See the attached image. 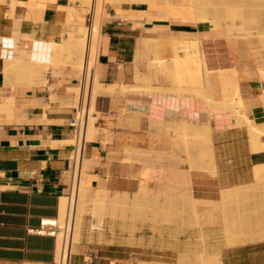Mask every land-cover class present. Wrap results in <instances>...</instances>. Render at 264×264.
<instances>
[{
	"label": "crops",
	"instance_id": "obj_1",
	"mask_svg": "<svg viewBox=\"0 0 264 264\" xmlns=\"http://www.w3.org/2000/svg\"><path fill=\"white\" fill-rule=\"evenodd\" d=\"M179 3H105L100 30L98 24L100 81L165 91L97 95L101 115L95 137L85 141L82 166L88 189L106 196L108 215L99 227L94 216H83L69 264L172 263L201 250L219 253L223 264H264V239L229 246L223 217L210 216L223 209L221 190L254 184L255 168L264 164V148L252 144L253 123L264 125V35L230 37L197 22ZM87 20L86 9L70 0H0V264L59 262V238L32 230L44 217L63 222L71 192L70 118L80 84L79 70L65 58L34 77L20 70L6 76L5 58L27 56L37 40L77 45ZM68 58L77 64L75 54ZM198 90L204 94H192ZM206 95L214 101L240 95L253 122L241 125L220 108L211 116ZM150 119L207 122L211 143L200 146L193 134L183 137ZM154 198L164 205L192 198L195 214L185 215V223L156 224L116 213L118 205ZM198 215L205 217L201 226Z\"/></svg>",
	"mask_w": 264,
	"mask_h": 264
},
{
	"label": "bare ground",
	"instance_id": "obj_2",
	"mask_svg": "<svg viewBox=\"0 0 264 264\" xmlns=\"http://www.w3.org/2000/svg\"><path fill=\"white\" fill-rule=\"evenodd\" d=\"M73 1L77 2V0H73ZM89 1H92V0H89ZM93 1H94L95 6H97V7L98 6L103 7V6L108 5V4H105V0H93ZM150 1H152V0H150ZM206 2H207L206 0H186L185 2L179 3V4H180L181 8H184V9L188 8V10H190L191 13L194 15V17L196 18L197 22L207 23V22H209V11H208V9L203 7V5ZM208 2H209V0H208ZM166 3H168V2L166 1ZM167 6H168V4H167ZM212 11L216 15H219V18H217L215 20V23L213 25L214 27L219 28L221 26V20H225L228 22V31H229L228 35L230 34V36H231L232 34L236 33V31H238L237 36H239V35L244 36L245 26L240 24V23H237L238 20L241 18V13L239 12V9L235 5H232V6L229 5L228 7L223 8V9H221L220 7L215 8ZM97 18H98V16H96V14H94V15L90 14L87 22L80 27L83 30V38L80 40V42L77 45H71L67 40H63L61 42H44V41H38L37 40L35 42L34 48H32V50L27 53V56L17 55V54L12 55L11 57L7 56L5 58L6 59L5 60L6 61V66H5L6 76H7V73H9L10 71H13V70H20V71L25 72V73L27 72V73L31 74V76H33L36 74V72L39 71L41 61H45L46 64L48 65L51 61H55V60L56 61H58V60L62 61L63 58H65V60H66L72 54L77 55V57L79 58V60H81L82 63H84V61L86 62V60H84L85 59L84 52L86 53L88 37H89V35L91 37L92 36L95 37V34L99 32L98 31V24H99V30L101 28V24L99 23V18L98 19ZM242 22L244 23V21H242ZM225 31H226V29H225ZM25 36H26V34H25ZM54 54L59 55L60 58L59 57H58L59 59L56 58L54 56ZM98 55H99V53L97 52V54L95 56V50L93 48L90 50V57L91 58H89V62H90V60L92 61V59L95 58L94 59L95 60V66L92 67L91 72L88 69L87 78H86L87 83H89V81H90V85H89L90 88L88 87L89 90H87L88 106H89V119H88L87 127L85 130L86 131L85 132V141H90L95 137L96 124L100 119V115L98 112L93 110V104H94V100H95V95L99 94V92L101 91L100 89H102V88H106V89H110V90L119 89L122 92H127L130 89L131 90L135 89V90H140V91H145V92L146 91L147 92H157V91L162 92L163 91L159 87L158 88L152 87L150 85L131 86L128 84L127 85H123V84L119 85V84H106V83L101 82L100 81V73L98 72V66H97V64L100 65L99 60H98ZM83 56H84V59H83ZM158 62H159V60H158ZM164 62H166V61L162 60L161 63H164ZM90 63L88 65H86L87 68L90 67ZM207 73H208V71H207ZM137 76H139V75H137ZM139 80H141V79H139ZM136 81H137V79H136ZM31 82H32V80H31ZM80 89H81L80 86L75 89L76 97H77L78 92H80ZM177 89H178V87H177ZM171 90L173 91V89H168V91H171ZM180 90H178V91H180ZM164 91H165V89H164ZM164 91H163V93H164ZM194 91H195V89H194ZM184 92H186V91H184ZM166 93H167V90H166ZM173 93H174V91H173ZM199 93L204 94V90L203 91L200 90V92L198 90V93L194 92L192 94H196L198 96V95H200ZM208 95H209V93H208ZM202 97H204V95H202ZM206 97H207V95L205 96V100H206V103L208 104L209 109L208 108L207 109H208V112L210 115L214 116L213 114L215 112V109L220 108V109L225 110V112L227 113V116L228 115L229 116H236L239 118L247 117V118H249L248 121H250V119H251L252 120L251 122H253V119L250 118L247 114L243 98L240 95L233 96L231 98H226L222 101H214L212 99V97H207V99H206ZM235 100L238 101L239 105H236ZM239 106H240V108L237 109V107H239ZM125 108H126V106H125ZM151 121H154V125L156 123L157 126H162L163 129L164 128L167 130L173 129L174 131L183 134L182 135L183 137L188 135V134H193V136L196 138H199V140H201V141L205 140V144L211 143L210 124L207 122L206 123H204V122H193V121H189V120H182V121L179 120L180 122H178V121L171 122L170 120H169L170 122H166L164 120L165 122H163L161 120H154V119H152ZM252 131H253L252 132L253 136L255 138L254 150L264 148V140L262 139L264 137V125H259V124L253 123ZM199 143L201 146L202 142H199ZM197 145H198V141H197ZM210 148H212V147H210ZM212 150H213V148L211 149V151ZM198 156H199V154H198ZM208 164L209 163H207V165ZM210 165H213V164H210ZM210 167H212V166H210ZM258 167L263 169L264 164L259 165ZM88 176L90 177V175L86 172L85 167L82 166L81 172H80V180H79L77 186L74 187V189L72 191V195L65 200V211H67L68 202L70 200L72 202L75 201V208H74L75 218H74L73 233H72V235H73L72 245H74V241H77L76 239L79 238L80 229H81V221L83 218V213H85V211H84L85 203H86V202L84 203V200L86 197L85 191L88 189V185L90 183ZM245 187L246 186L244 185V186H237V187L230 188V189L227 188L225 190L223 189V190H221V193H222L221 196L222 197H224V196H231V197L236 196L237 194L242 193L244 191ZM94 197H95L94 200L98 201V198L96 196H94ZM136 197H137V195H136ZM138 198H140V197L138 196ZM185 199L191 200L192 198H185ZM134 201L135 200L133 199V202ZM156 202H158V201H156ZM136 204H137V202H136ZM163 209H164V207H163ZM65 216H66V212L64 213V217H63L62 221H64ZM58 222H60L59 219H58ZM225 232H226V237H227L226 239H228L227 244L229 246L243 244V243L256 241V240H260V241L263 240L264 239V209L261 210L259 213L257 211H254L252 214H247V213L240 214L239 212L231 214L229 221L225 224ZM57 237L59 238V253H58V255H59V259H60L62 239H61L60 234H58ZM72 245L70 248V256H71L72 250H73ZM70 256H69V259H70ZM147 263L148 264H159L158 262H143L140 264H147ZM63 264H69V261L66 262V260H64ZM221 264H223V263H221Z\"/></svg>",
	"mask_w": 264,
	"mask_h": 264
},
{
	"label": "rangeland",
	"instance_id": "obj_3",
	"mask_svg": "<svg viewBox=\"0 0 264 264\" xmlns=\"http://www.w3.org/2000/svg\"><path fill=\"white\" fill-rule=\"evenodd\" d=\"M71 2L77 3L80 6L84 7L86 9V12L88 14V17L91 14V9L92 6L95 5L94 1H89V0H77V2L70 0ZM112 0H105V3H109ZM150 1V0H145ZM178 1H183L185 2L186 0H178ZM207 2L203 5L204 8L208 9L209 11V22L211 26L216 29V30H224L226 29V33L228 35V22L225 20H221V26L214 27L215 20L219 18V15H216L212 10L215 8H226L229 5H235L238 9L239 12L241 13V18L238 20L237 23H240L245 26L244 29V36L239 35L237 36L238 31L236 33L230 34L228 36L232 37H248L252 35H259L262 36L264 35V0H206ZM107 6H96V16L99 15V12H102V15L105 16L107 15ZM98 19V18H97ZM173 20H178V19H173ZM244 21V23L242 22ZM85 51V50H84ZM85 54V52H84ZM83 54V55H84ZM77 57V55H76ZM84 59V56H83ZM85 60V59H84ZM67 61L74 63V66L79 70L80 72V77L82 73V68L85 67V61L84 63L79 60L77 57V64H75V61L73 59H67ZM160 63L162 60L159 61ZM47 66L45 61L40 62V69L36 74L40 72V70ZM98 72L100 73V65H98ZM260 77L264 81V67H260ZM35 74V75H36ZM106 85V84H105ZM101 91L99 94L103 93H115L116 90H110L106 88L100 89ZM81 89L80 92L77 94V99L75 100L74 104L75 106L78 105V101L81 97ZM80 94V95H79ZM98 95V94H97ZM95 95V100L93 104V110L99 113L101 115V112L96 109V97ZM236 105L238 104V101L235 100ZM237 107V109H239ZM214 115V114H213ZM212 116V115H211ZM237 120L239 121V124H248L250 123L249 118L247 117H236ZM152 127H154L152 125ZM253 132V131H252ZM192 139L194 138L191 136ZM196 138V137H195ZM194 138V139H195ZM199 139V138H196ZM204 141H202L203 143ZM255 143V138L252 133V144L254 146ZM192 142L185 141V145L189 148ZM263 167V166H262ZM255 176L257 178L256 182L254 184L250 185H245L246 187L244 188V191L240 194H237L236 196H224L222 197L223 201V209L222 207H218L216 210L212 211L210 213V216H218L221 215L223 217V233L226 237V232H225V224L229 221L230 215L233 213L239 212L240 214H252L254 211H257L258 213L264 209V168L261 169L258 166L255 168ZM86 197L84 200L85 203V208L83 213V216H86L87 214L94 216V218L97 220L96 221V226H100L102 219L108 215L104 214L106 213V207H107V199L106 196H102L99 191H94L92 189H87L85 191ZM94 196L98 198V201L94 200ZM110 196V195H109ZM154 198L152 200H146L145 202H140L135 205H130V206H123V205H118L116 207V213H120V216L123 218H127V213L131 212L132 218H142V216H146L150 218L154 223L156 224H161V223H166V222H182L185 223V215H190L191 211L195 214L194 207H193V201L188 200V199H183L181 200L180 204L174 205V204H169V205H164L160 203V200L158 202H155ZM174 206V207H173ZM139 207V208H138ZM164 207V209H163ZM134 208V209H133ZM146 209V210H145ZM79 210V209H78ZM102 212V213H101ZM79 214V213H78ZM150 215V217H149ZM190 218V217H189ZM195 225L201 226L203 224V221L205 220V217L203 216H195ZM190 224V220L188 222ZM203 238V237H202ZM75 239V238H74ZM78 241V239H76ZM77 241H74V245L77 243ZM228 242V239H226V243ZM228 245V244H227ZM222 260L219 255V253H208L205 250H201L195 254H191L190 252H183L180 254L178 259L172 263H159V264H221ZM148 264V263H147Z\"/></svg>",
	"mask_w": 264,
	"mask_h": 264
},
{
	"label": "built area",
	"instance_id": "obj_4",
	"mask_svg": "<svg viewBox=\"0 0 264 264\" xmlns=\"http://www.w3.org/2000/svg\"><path fill=\"white\" fill-rule=\"evenodd\" d=\"M96 14V6L93 5L91 9V15ZM102 12H99L98 18L99 23L101 24V21L103 19ZM100 31L95 34V37H91L89 35L88 37V43L86 47V53H85V67L82 68V73L80 77V88H81V98L78 101V105L75 106V113L70 118V124L74 129V143L72 148V153L69 159V168L71 172L70 176V187L71 192L70 196L72 195V191L75 186H77L79 180H80V172L85 152V130L87 127V122L89 119V106H88V93L87 90L88 87L90 88V81L89 83L86 82L87 78V72L88 69L91 72L92 67L95 66V58L90 60V50L93 48L95 50V56L97 52L100 55ZM98 55V60H99ZM90 63V67L87 68L86 65ZM75 201L72 202L71 200L68 202L66 216L64 221L58 222L57 217H44L41 219L40 224L37 228L33 229L32 231L38 233V234H47L51 235L57 238L58 234L61 235V253H60V259L58 264H63V261L66 260V262L69 261L70 256V248L72 245V233H73V225H74V218H75Z\"/></svg>",
	"mask_w": 264,
	"mask_h": 264
}]
</instances>
